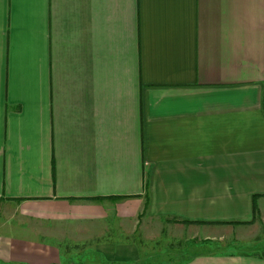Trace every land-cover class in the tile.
<instances>
[{
    "label": "crops",
    "instance_id": "1",
    "mask_svg": "<svg viewBox=\"0 0 264 264\" xmlns=\"http://www.w3.org/2000/svg\"><path fill=\"white\" fill-rule=\"evenodd\" d=\"M262 233L264 0H0V264H264Z\"/></svg>",
    "mask_w": 264,
    "mask_h": 264
},
{
    "label": "trees",
    "instance_id": "2",
    "mask_svg": "<svg viewBox=\"0 0 264 264\" xmlns=\"http://www.w3.org/2000/svg\"><path fill=\"white\" fill-rule=\"evenodd\" d=\"M253 213H254V220H255V216H256V214H257V209H256V207H255V205L253 204ZM175 221H180V222H183V223H189V221H185V220H175ZM238 223H249V222H251V221H245V222H239V221H237ZM233 223H236V222H233Z\"/></svg>",
    "mask_w": 264,
    "mask_h": 264
},
{
    "label": "rangeland",
    "instance_id": "3",
    "mask_svg": "<svg viewBox=\"0 0 264 264\" xmlns=\"http://www.w3.org/2000/svg\"><path fill=\"white\" fill-rule=\"evenodd\" d=\"M260 236H261V238H264V233H262V234H260ZM136 240V239H135ZM226 241V240H225ZM225 241L224 242H222V247H224L225 246ZM139 242L140 243H142V244H144V245H146V243L144 242V240L140 237V239H139ZM205 248V247H204ZM217 248H219V247H217Z\"/></svg>",
    "mask_w": 264,
    "mask_h": 264
}]
</instances>
